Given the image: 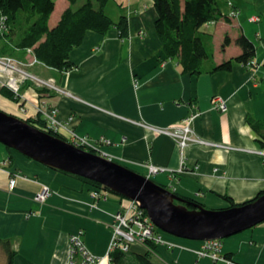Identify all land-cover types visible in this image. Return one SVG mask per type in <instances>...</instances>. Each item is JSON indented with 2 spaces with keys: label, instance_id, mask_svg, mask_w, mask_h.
Instances as JSON below:
<instances>
[{
  "label": "crops",
  "instance_id": "0c3cea01",
  "mask_svg": "<svg viewBox=\"0 0 264 264\" xmlns=\"http://www.w3.org/2000/svg\"><path fill=\"white\" fill-rule=\"evenodd\" d=\"M110 2L116 14L113 20L122 14L127 17L129 37L122 41L115 30L101 36L89 32L70 53L77 68L57 72L30 53L12 58L24 72L44 81L52 79L77 99L49 88L41 92L33 81L21 80L18 106L9 109L23 113L27 120L43 118L39 110L55 108L58 119L70 120L78 135L109 141L100 150L114 162L144 176L148 173L144 165L150 163L175 171L173 176L164 172L151 178L208 209L229 208L221 196L240 204L264 191V149L248 122H264V0H220L225 16L231 12L228 3L237 16L203 26L202 31L212 38L208 49L213 57L205 61L207 72L199 76L182 72L178 61L165 57L154 29L157 13L152 0ZM68 5L65 2L57 12L55 2L51 28ZM254 17L259 20L252 22ZM240 34L256 47L254 67L234 63L231 71L208 72L241 53L235 45ZM225 35L232 42L221 48ZM7 78L0 71V89ZM214 97L227 103L224 113L215 109ZM192 114L198 115L192 122L196 137L215 147L193 144L181 152L174 138L144 127L171 128ZM11 178H16L13 189ZM43 185L51 189V195L40 203L34 197ZM91 192L92 187L77 178L0 143V264H8L7 246L14 255L12 264H66L68 239L76 234H81L99 264H112V216L127 203L108 190H102L97 199H92ZM164 238L183 248L156 245L152 260L158 264H264V222L221 240L224 259L218 261L197 257L194 251L200 248L199 242ZM131 250L148 251L138 243Z\"/></svg>",
  "mask_w": 264,
  "mask_h": 264
},
{
  "label": "trees",
  "instance_id": "16d2710c",
  "mask_svg": "<svg viewBox=\"0 0 264 264\" xmlns=\"http://www.w3.org/2000/svg\"><path fill=\"white\" fill-rule=\"evenodd\" d=\"M110 1L87 0L82 6L77 7L78 0H68V7L64 10L56 26L51 28L49 20L55 10L53 0H0V57L13 58L17 53H30L45 67H50L57 72L68 73L77 68L70 53L83 44L82 42L89 32L101 36L115 30L122 41L129 37L127 17L122 14L117 20H113L107 14L106 8ZM152 2L157 13L154 29H156L165 57L178 61L182 72L186 74L199 76L201 73L207 72L204 63L213 57L212 51L208 49L212 38L208 33H204L202 28L206 24L219 22L221 19L226 21L230 19L223 14L220 0H152ZM231 42V38L225 35L221 48H225ZM235 45L240 47L241 53L232 60L213 66L208 72L231 71L234 63L254 67L253 61L256 53L254 44L247 36L240 34L235 39ZM35 89L41 92L47 91L44 87H35ZM0 95L14 102H18L20 99V96L14 95L6 87L0 89ZM24 121L38 130L68 142L65 134L49 128L47 122L40 115L35 119L28 118ZM248 122L257 135L259 146L264 149V132L262 130L264 122L258 123L252 119H249ZM8 150L13 151L10 148ZM60 173L72 176L65 172ZM72 177L91 186L93 190L105 189L86 178L83 179L75 175ZM263 194L264 191L248 202L240 204L233 202L230 196L221 197L230 203V207H237L251 203ZM184 199L192 206L197 205L205 208L198 201L187 197ZM163 236L174 238L166 233ZM174 239L191 242L177 237ZM145 246L148 251L143 254L136 253L131 249L129 251L115 249L109 254V261L112 264H158L152 260L156 244L146 243ZM6 251L8 264H12L14 255L8 246Z\"/></svg>",
  "mask_w": 264,
  "mask_h": 264
},
{
  "label": "water",
  "instance_id": "95a60500",
  "mask_svg": "<svg viewBox=\"0 0 264 264\" xmlns=\"http://www.w3.org/2000/svg\"><path fill=\"white\" fill-rule=\"evenodd\" d=\"M0 143L50 169L86 178L106 191L135 201L155 227L174 238L196 242L223 240L264 222V194L237 207L214 210L192 206L152 178L83 151L1 111Z\"/></svg>",
  "mask_w": 264,
  "mask_h": 264
},
{
  "label": "built area",
  "instance_id": "2783aa9c",
  "mask_svg": "<svg viewBox=\"0 0 264 264\" xmlns=\"http://www.w3.org/2000/svg\"><path fill=\"white\" fill-rule=\"evenodd\" d=\"M228 4L231 7L229 17L232 18L237 16V11L233 8L232 4ZM258 20V17L251 19L252 22ZM0 71L7 74L8 76V80L4 82L2 87H6L8 90L12 91L14 95L19 96L20 82L31 80L36 86L52 89L58 94L60 93L67 98L77 99L71 92H68L64 88L57 87L52 79L44 81L40 78L30 75L26 71L24 72L19 64L10 57H0ZM212 104L220 113H224L227 110V103L221 97H214ZM39 111L42 113L43 118L47 122L49 128L53 129L55 132L68 134V136L65 134L68 138V143L71 145L73 144L83 151L85 150L87 152L97 154L105 159L107 158L112 160V158L100 150L101 146L110 144L109 141L92 140L85 135H78L77 132L73 130V128L71 129L70 120L68 122H63L58 119V110L55 108ZM197 117L198 115L192 114L191 117L182 120L179 124L166 129H158L151 126L148 127L147 125H144V127L153 130L154 133L158 135L162 134L170 138H174L181 152L193 144L215 147V145L196 137L192 122ZM144 166L148 172L145 176L149 179L164 172H168L172 176L173 173H175V171H167L163 167L160 168L154 166L151 163L145 164ZM178 171L183 172L182 169ZM15 185L16 178H11L9 184L10 189H13ZM41 188V191L34 197V199L40 203L45 202L51 195V189L47 185H43ZM100 196H102V190L100 189H96L91 192L92 199H97V197ZM112 218L113 220L110 225L112 229V241L109 247V254L115 249L129 251L132 245L136 243L141 245H145L146 243H155L156 245H161L164 247L166 246L168 248H176V246L183 248L182 246L174 244L164 238V233L155 227L154 224H152L145 210L142 208L140 209L135 201H127V204L124 206V208L121 209L117 214L113 215ZM68 242L69 246L67 250L68 256L66 264H99V259L86 249L84 242L82 241L81 234L70 236ZM199 247L200 248L197 251H194L197 257L208 258L212 259L213 261L224 259V257L221 255V240L202 241Z\"/></svg>",
  "mask_w": 264,
  "mask_h": 264
},
{
  "label": "rangeland",
  "instance_id": "374dc122",
  "mask_svg": "<svg viewBox=\"0 0 264 264\" xmlns=\"http://www.w3.org/2000/svg\"><path fill=\"white\" fill-rule=\"evenodd\" d=\"M54 2H56V5H57V8H56V11L59 12L60 9L64 8V5H65V2L68 3L67 0H53ZM87 0H78V3H77V7H80L82 6ZM119 1V0H118ZM124 1V0H123ZM113 4L112 2H110V5L107 6V14L110 16V17H116V14H114L113 12L115 11V9L113 8ZM76 7V8H77ZM23 70V69H22ZM11 105H14L15 107L18 106V103L15 101H11L9 99H7L6 97H2L1 98V101H0V111L3 112V113H7V114H10L12 116H15V117H18L19 119H24V116H23V113L21 112H18L16 111V113L14 111H11L10 106ZM67 136L68 134L65 133ZM105 190V189H104ZM106 191V190H105ZM107 192V191H106ZM109 195L111 196H116L112 193L109 192ZM125 203H127V200L124 199ZM146 212V211H145Z\"/></svg>",
  "mask_w": 264,
  "mask_h": 264
}]
</instances>
